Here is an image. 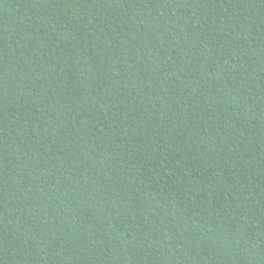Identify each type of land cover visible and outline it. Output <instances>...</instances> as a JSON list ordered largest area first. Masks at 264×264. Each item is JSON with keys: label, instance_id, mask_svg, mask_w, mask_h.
Here are the masks:
<instances>
[{"label": "trees", "instance_id": "trees-1", "mask_svg": "<svg viewBox=\"0 0 264 264\" xmlns=\"http://www.w3.org/2000/svg\"><path fill=\"white\" fill-rule=\"evenodd\" d=\"M0 264H264V0H0Z\"/></svg>", "mask_w": 264, "mask_h": 264}]
</instances>
